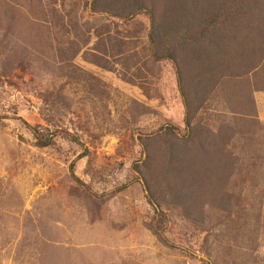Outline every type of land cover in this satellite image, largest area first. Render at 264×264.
Masks as SVG:
<instances>
[{
  "label": "rangeland",
  "instance_id": "obj_1",
  "mask_svg": "<svg viewBox=\"0 0 264 264\" xmlns=\"http://www.w3.org/2000/svg\"><path fill=\"white\" fill-rule=\"evenodd\" d=\"M0 264H264V0H0Z\"/></svg>",
  "mask_w": 264,
  "mask_h": 264
},
{
  "label": "trees",
  "instance_id": "obj_2",
  "mask_svg": "<svg viewBox=\"0 0 264 264\" xmlns=\"http://www.w3.org/2000/svg\"><path fill=\"white\" fill-rule=\"evenodd\" d=\"M139 9H142V8H138V10ZM147 13H148V15H149V17L151 18V21H152V14L149 11H147ZM150 38L152 40V36H150ZM156 58H158V59L159 58H166V59H170L172 61L174 59L173 51L171 49H169V51L165 55L156 54ZM177 80H178V83H179V86H180L181 79L179 78V76H177ZM180 88H181V86H180ZM184 122H185L186 127L189 129L191 122H190V118H189L188 113L185 114ZM32 130L36 134V139H37L36 142H37V144H39L41 146H46V145H48L50 143V141H51V139L53 137V133L52 132H49V133H47L45 135V134L40 133L39 131H37V129H35L33 127H32ZM148 201L151 203V205L153 206L155 211H157L159 213L161 212L160 208H159L160 204L158 202H155V200H152V199L151 200L149 199Z\"/></svg>",
  "mask_w": 264,
  "mask_h": 264
}]
</instances>
